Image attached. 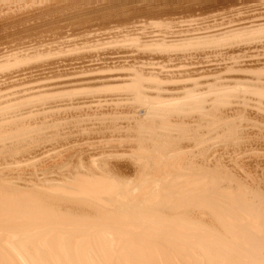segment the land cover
<instances>
[{
    "label": "bare ground",
    "instance_id": "1",
    "mask_svg": "<svg viewBox=\"0 0 264 264\" xmlns=\"http://www.w3.org/2000/svg\"><path fill=\"white\" fill-rule=\"evenodd\" d=\"M79 1L0 0V25ZM250 6L0 47V264H264Z\"/></svg>",
    "mask_w": 264,
    "mask_h": 264
},
{
    "label": "rangeland",
    "instance_id": "2",
    "mask_svg": "<svg viewBox=\"0 0 264 264\" xmlns=\"http://www.w3.org/2000/svg\"><path fill=\"white\" fill-rule=\"evenodd\" d=\"M81 1L76 2L73 7L69 6L71 10L69 9V7H65V9L63 7L61 9H58L59 11L51 10L50 12H48L49 14L48 13H46L47 15L44 14L43 15L44 17L41 15L36 16L37 19L35 18L31 20L32 23L31 21H29L26 24H15L14 26L11 25L10 27L9 26L1 27L0 25V28H1L0 31L4 32V34L0 32V42H1L0 47L3 48L7 45L14 46V45H18L19 43H23V42L28 43V42H31L30 40L32 41L33 39L35 40L36 36L37 37L35 41L44 40L45 38H46L45 40H47L48 38L52 39L53 37H54L53 40H55V38L56 40L58 38L62 40L70 36L69 39H73L74 42L76 41L77 43L76 42L75 43L79 46V44L81 45L84 44L86 37L90 36V34H94V35L97 34V36L98 35L100 36L102 33L106 31H110L119 26L124 28L126 26L130 27L132 23L133 25L131 26H134L137 23H141V22L148 23L152 21L154 22L159 21L158 23L164 22V24H167L165 23L166 21H168V23H172V22L174 23L175 21L176 22H179L180 20L184 21L185 18L186 19L188 18L187 20H191L192 17H193L192 19H195L196 17H197L196 19H201V18L208 17L209 15H213L214 13L215 14L217 12L219 13V11L221 13L223 10H224L223 13L225 11L228 12L233 8L234 9L237 8L238 6L244 7L245 5V7H247L251 4L252 6H257V5H260V3L262 4L264 3V0H93V1L83 0L82 2ZM52 12L54 15L52 14ZM38 18H40L39 22H37ZM43 18L46 20H44ZM18 25L20 29L18 28ZM6 30L7 32H5ZM101 30L102 32H100ZM32 31L33 33L35 32L36 35L33 34ZM91 31L92 33L89 34V32ZM65 32L67 33V35ZM85 32L88 33L89 35L85 34ZM25 35H26V38H28L29 40L25 38ZM41 35L42 37L40 39ZM53 35H55L56 37ZM77 38L82 41H79ZM98 38L95 40H98ZM8 39L9 41H12V42L10 43ZM26 40L28 42H26ZM2 41H7V43L2 42ZM118 153L121 154L124 152L121 151V153L120 152Z\"/></svg>",
    "mask_w": 264,
    "mask_h": 264
}]
</instances>
